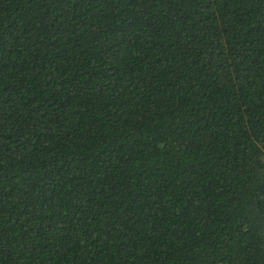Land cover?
<instances>
[{"label": "trees", "instance_id": "trees-1", "mask_svg": "<svg viewBox=\"0 0 264 264\" xmlns=\"http://www.w3.org/2000/svg\"><path fill=\"white\" fill-rule=\"evenodd\" d=\"M0 264H264V0H0Z\"/></svg>", "mask_w": 264, "mask_h": 264}]
</instances>
